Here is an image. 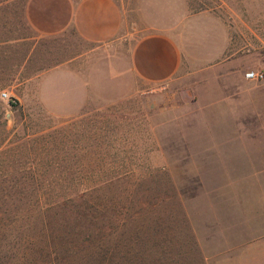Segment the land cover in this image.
I'll return each mask as SVG.
<instances>
[{"label":"rangeland","instance_id":"rangeland-1","mask_svg":"<svg viewBox=\"0 0 264 264\" xmlns=\"http://www.w3.org/2000/svg\"><path fill=\"white\" fill-rule=\"evenodd\" d=\"M26 1L0 0V176L122 202L133 192L127 205L154 210L142 220L167 225L174 260L259 264L246 251L264 242V79L244 76L264 75V0H115L123 30L103 45L39 37ZM202 11L225 24L229 51L189 65L186 24ZM169 30L187 63L171 83L138 82L131 48Z\"/></svg>","mask_w":264,"mask_h":264},{"label":"trees","instance_id":"trees-1","mask_svg":"<svg viewBox=\"0 0 264 264\" xmlns=\"http://www.w3.org/2000/svg\"><path fill=\"white\" fill-rule=\"evenodd\" d=\"M28 166L34 169L32 162ZM15 177L0 176V264H185L184 257L170 256L167 225L142 220L154 210L127 205L135 193L127 192L122 202L95 194L101 189L23 190L43 180Z\"/></svg>","mask_w":264,"mask_h":264},{"label":"crops","instance_id":"crops-1","mask_svg":"<svg viewBox=\"0 0 264 264\" xmlns=\"http://www.w3.org/2000/svg\"><path fill=\"white\" fill-rule=\"evenodd\" d=\"M24 14L29 28L44 38L72 31L84 44L103 45L114 42L123 30V15L115 0H27ZM189 19L187 28L192 41L199 45L195 47L193 43L198 54L187 50L189 65L222 59L229 51L225 24L206 11L191 15ZM181 43L172 36L171 30L138 40L129 54V71L133 78L147 85L174 81L186 62ZM203 49L205 52L201 51ZM254 247L248 246L247 256L264 264V242L259 246L260 251H255Z\"/></svg>","mask_w":264,"mask_h":264},{"label":"built area","instance_id":"built-area-1","mask_svg":"<svg viewBox=\"0 0 264 264\" xmlns=\"http://www.w3.org/2000/svg\"><path fill=\"white\" fill-rule=\"evenodd\" d=\"M244 78L247 81L258 82L264 79V75L261 72L250 71L245 73ZM1 98L6 99L7 95L5 93H2Z\"/></svg>","mask_w":264,"mask_h":264}]
</instances>
